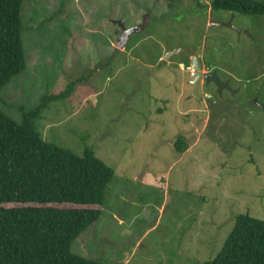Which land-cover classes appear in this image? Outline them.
Wrapping results in <instances>:
<instances>
[{
    "label": "rangeland",
    "instance_id": "374dc122",
    "mask_svg": "<svg viewBox=\"0 0 264 264\" xmlns=\"http://www.w3.org/2000/svg\"><path fill=\"white\" fill-rule=\"evenodd\" d=\"M211 1H23L26 67L1 89L0 108L20 122L21 109L75 81L35 127L77 155L91 146L114 169L75 253L204 264L239 213L264 217V15L212 10ZM231 18L247 32L210 23ZM193 52L229 87L203 80L194 97Z\"/></svg>",
    "mask_w": 264,
    "mask_h": 264
},
{
    "label": "trees",
    "instance_id": "16d2710c",
    "mask_svg": "<svg viewBox=\"0 0 264 264\" xmlns=\"http://www.w3.org/2000/svg\"><path fill=\"white\" fill-rule=\"evenodd\" d=\"M23 1L0 0V91L26 67ZM210 5L264 15L261 0H212ZM74 85L71 81L63 91L43 94L33 109H21L20 122L0 108V264H108L71 246L100 217L102 208L91 205L103 204L114 169L91 146L77 155L44 140L34 124L51 101L67 97ZM204 264H264V217L239 213L216 256Z\"/></svg>",
    "mask_w": 264,
    "mask_h": 264
},
{
    "label": "water",
    "instance_id": "95a60500",
    "mask_svg": "<svg viewBox=\"0 0 264 264\" xmlns=\"http://www.w3.org/2000/svg\"><path fill=\"white\" fill-rule=\"evenodd\" d=\"M211 24H215L217 26H229L232 27L234 29H236L238 32H247L246 29H240V28H236L233 24H232V18L227 20V21H223V22H218L216 20H212L210 21ZM187 50V49H186ZM177 51V50H175ZM168 57L169 55H166L165 58ZM188 70L190 69H194L195 70V77L193 79V85H194V92H193V96L196 98H200V95L198 93V86L201 80H206V81H214L216 83V85L218 86V90L221 93L223 88L225 87H229V82L227 80H222L218 74L216 73V71L211 70V71H207L204 70L203 67V63L201 61V59L199 58L198 55H193L191 57V62L187 67Z\"/></svg>",
    "mask_w": 264,
    "mask_h": 264
},
{
    "label": "crops",
    "instance_id": "0c3cea01",
    "mask_svg": "<svg viewBox=\"0 0 264 264\" xmlns=\"http://www.w3.org/2000/svg\"><path fill=\"white\" fill-rule=\"evenodd\" d=\"M198 56H199V58L201 59V54L200 53H198L197 54ZM192 56V55H191ZM191 56H190V58H191ZM203 57V56H202ZM202 60V59H201ZM202 62H203V67H204V70H207V71H210L212 68H210V67H206L205 68V66L207 65L208 66V63L206 62V61H203L202 60ZM214 71H216V70H214ZM216 73L218 74V72L216 71ZM218 76H219V74H218ZM222 80H227L228 82H229V80L227 79V78H223V77H221V76H219Z\"/></svg>",
    "mask_w": 264,
    "mask_h": 264
},
{
    "label": "flooded vegetation",
    "instance_id": "af4514ba",
    "mask_svg": "<svg viewBox=\"0 0 264 264\" xmlns=\"http://www.w3.org/2000/svg\"><path fill=\"white\" fill-rule=\"evenodd\" d=\"M193 54H194V52H193L191 55L193 56ZM191 55H190V56H191ZM196 55H197V53H196ZM192 56H191V57H192ZM201 59H202L203 61H205L204 58L202 57V55H201ZM202 60H201V61H202ZM190 62H191V60L188 62V64H190ZM202 63H203V62H202ZM206 67H209V66L206 65L205 68H206ZM211 70H215V69H211ZM211 70H210V71H211ZM194 77H195V76H194ZM201 81H203V80H201ZM192 82H193V80H192ZM200 85H201V84H200ZM202 101H203V100L200 99V102H202Z\"/></svg>",
    "mask_w": 264,
    "mask_h": 264
},
{
    "label": "built area",
    "instance_id": "2783aa9c",
    "mask_svg": "<svg viewBox=\"0 0 264 264\" xmlns=\"http://www.w3.org/2000/svg\"><path fill=\"white\" fill-rule=\"evenodd\" d=\"M190 74L193 76H195V70L194 69H190Z\"/></svg>",
    "mask_w": 264,
    "mask_h": 264
}]
</instances>
